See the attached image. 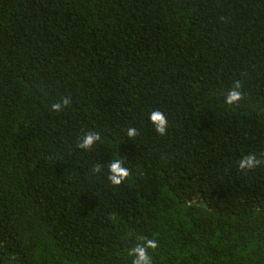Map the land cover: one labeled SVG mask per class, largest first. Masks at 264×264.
<instances>
[{"label":"trees","instance_id":"trees-1","mask_svg":"<svg viewBox=\"0 0 264 264\" xmlns=\"http://www.w3.org/2000/svg\"><path fill=\"white\" fill-rule=\"evenodd\" d=\"M147 240L151 264H264V0H0V264Z\"/></svg>","mask_w":264,"mask_h":264},{"label":"clouds","instance_id":"clouds-1","mask_svg":"<svg viewBox=\"0 0 264 264\" xmlns=\"http://www.w3.org/2000/svg\"><path fill=\"white\" fill-rule=\"evenodd\" d=\"M240 87L239 83H236L235 88L230 90L225 98L226 104H232L238 101L241 97V93L237 91ZM65 103H67L65 101ZM52 108L54 110H59V104H53ZM150 121L154 125L155 131L161 135L165 134L166 128L168 125L167 117L160 112L159 110L153 111L149 116ZM128 136L132 137L137 133L136 128H129L127 130ZM100 135L96 132H89L85 134L80 140L79 147L83 149L91 148L97 141H99ZM260 161L256 158V156L252 154L245 155L243 158L239 160L238 167L240 169H253L259 165ZM109 176L108 179L114 185H119L125 178L129 176L128 169L123 166L122 161L120 159H114L108 165ZM139 240H143V237H137ZM156 241L155 240H147L144 241L143 244L134 247L131 250V255H134V259L132 264H151V259L148 255L147 249L155 248Z\"/></svg>","mask_w":264,"mask_h":264}]
</instances>
